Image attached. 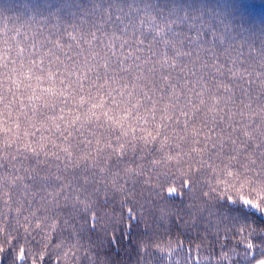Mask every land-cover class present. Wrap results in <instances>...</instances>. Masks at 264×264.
<instances>
[{
	"label": "snow or ice",
	"instance_id": "obj_1",
	"mask_svg": "<svg viewBox=\"0 0 264 264\" xmlns=\"http://www.w3.org/2000/svg\"><path fill=\"white\" fill-rule=\"evenodd\" d=\"M81 21L0 32V264H264V39L230 40L203 13L162 0H94ZM122 137L180 141L199 165L188 192L212 171L202 201L173 213L181 235L162 218L141 222L144 208L100 240L87 235L100 218L81 222L80 186L60 173L105 149L122 160ZM230 186L250 198L232 199ZM137 223L151 243L132 244Z\"/></svg>",
	"mask_w": 264,
	"mask_h": 264
},
{
	"label": "trees",
	"instance_id": "obj_2",
	"mask_svg": "<svg viewBox=\"0 0 264 264\" xmlns=\"http://www.w3.org/2000/svg\"><path fill=\"white\" fill-rule=\"evenodd\" d=\"M93 2L94 0H0V32L11 34L17 29L29 33L33 30L46 32L53 30V26L81 25V18L87 15ZM131 2L140 5L147 0ZM162 2L165 6L169 2L175 3L181 11L187 10L190 16L203 13L204 17L213 21L230 40L235 39L237 42L243 40L247 43L255 41L259 44L261 39H264V0H162ZM124 3H129V0H124ZM148 19L150 17H145L146 28ZM105 135L112 133L105 130ZM120 143H125L123 137ZM176 143L181 142L170 141L162 146L158 141L144 143L137 140L135 147L125 143L122 160L118 158L116 152L105 149L102 156L92 154L80 160L79 169L75 167L77 161L73 160L68 171L60 173L61 183L71 181L72 184L80 186L81 199L73 201L72 207L81 218V222L92 213H96L100 218L97 224L98 233L89 232L88 236L93 240H100L105 229L126 223L128 213L140 216L142 208L145 214L141 217V222L154 225L158 218H162L165 227L171 222L172 232L181 235L173 220V213H187L189 209L185 205L200 203L203 199L201 193L207 190L206 185L215 186V178L211 170L204 169L198 178L200 186L194 188L192 192L183 190L181 188L183 181L187 177H194L193 169L199 168V165L190 167L188 157L193 154L188 153V156H185L184 149L174 147ZM165 154L172 159H166ZM178 159L182 160V163L177 164ZM55 163H60L63 167L67 160ZM101 168L103 172L100 171ZM63 190L65 189H61ZM52 191L56 189L53 188ZM178 191L184 193L182 200L168 199L169 193ZM228 194L232 199L250 198L247 186H230ZM63 210L67 212L70 209ZM190 220L191 217L186 216V221ZM185 227L188 225L185 224ZM154 231L162 233L165 228H155ZM151 242L140 230V224H135L132 244ZM156 243L163 241L157 240ZM124 247L122 242V248ZM131 254H135L134 248Z\"/></svg>",
	"mask_w": 264,
	"mask_h": 264
}]
</instances>
